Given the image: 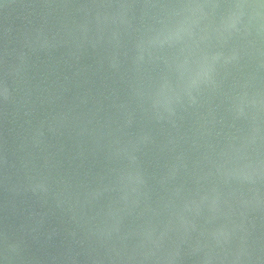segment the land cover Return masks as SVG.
I'll use <instances>...</instances> for the list:
<instances>
[{"label": "water", "instance_id": "1", "mask_svg": "<svg viewBox=\"0 0 264 264\" xmlns=\"http://www.w3.org/2000/svg\"><path fill=\"white\" fill-rule=\"evenodd\" d=\"M0 264H264V0H0Z\"/></svg>", "mask_w": 264, "mask_h": 264}, {"label": "clouds", "instance_id": "2", "mask_svg": "<svg viewBox=\"0 0 264 264\" xmlns=\"http://www.w3.org/2000/svg\"><path fill=\"white\" fill-rule=\"evenodd\" d=\"M211 71H212V69H211L210 66L204 69V76H205L206 79H210L211 78V76H210Z\"/></svg>", "mask_w": 264, "mask_h": 264}]
</instances>
